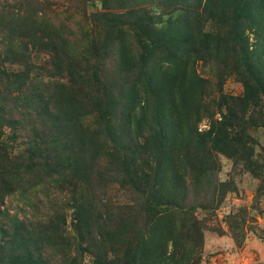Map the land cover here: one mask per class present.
<instances>
[{
    "label": "rangeland",
    "instance_id": "374dc122",
    "mask_svg": "<svg viewBox=\"0 0 264 264\" xmlns=\"http://www.w3.org/2000/svg\"><path fill=\"white\" fill-rule=\"evenodd\" d=\"M173 3L0 0V264H22L13 249L31 234L50 264H264V177L243 148L178 154V173L166 168L183 182L155 187L161 146L144 140L156 128L154 75L172 82L185 67L164 36L187 10ZM205 15L194 39L203 54L188 61L203 79L193 100L203 133L217 126L221 93L241 95L264 77V36L248 33L243 58L231 22ZM35 35L48 48L33 50ZM248 135L251 166L264 165V122ZM211 153L208 181L192 167ZM221 181L236 185L224 199Z\"/></svg>",
    "mask_w": 264,
    "mask_h": 264
},
{
    "label": "trees",
    "instance_id": "16d2710c",
    "mask_svg": "<svg viewBox=\"0 0 264 264\" xmlns=\"http://www.w3.org/2000/svg\"><path fill=\"white\" fill-rule=\"evenodd\" d=\"M173 1L175 2L173 3L175 6L181 5L187 10L173 22L171 30L165 32L164 36L167 37V40H170L171 48L177 50L181 48L183 50L185 57L182 59L180 67H185L183 70L179 68L180 70L177 71L174 80L172 82L168 81L169 83H166L165 80L160 82L154 75L153 83L156 85L154 95L156 97L155 102L152 103V107L155 114L154 121L156 128L144 140H149V143L155 141L161 146V153H156L158 166L156 169L157 175L155 174L153 178L155 187L162 191L166 186L176 187V183L183 182V174L174 179L173 176L168 175L166 167L169 165L168 167L173 169L174 174L175 171L178 173L175 165H173L175 164L173 159L178 158V154L181 153L183 157L185 155L189 156L192 148H196L199 153L204 151L202 154H205V152L209 153L214 148L217 152H221L228 157L236 156L238 152V150L236 152V149L243 148L246 151L244 155L247 156L248 166L251 168L253 174L259 178L264 177V165L257 164L255 167L251 166L254 162L251 160L254 149H252L251 145L250 147L248 146V143L253 140L251 135H248L249 128L264 122V77L259 78V87H253L249 85L251 83L246 82L247 86L244 87V92L241 95L234 96L221 93L217 97V106L220 112V117L217 118V126L213 127L211 131L203 133L196 126L195 117L199 120L198 111L193 110L194 96L200 90L199 87H202L203 79L197 76L196 71H192L194 74H189L188 69L189 62L194 63L192 54L195 52L198 55L200 53L201 56L203 54V46L195 43L194 39L198 33L196 30H199L195 29V27L197 28L206 19L205 13H210L211 16L217 15L216 18L220 19V22H217L218 24H222L223 22L224 24H229L231 22L233 28L232 37L242 48L243 58L251 59V50L248 48V33H254L258 38L264 36V0ZM192 25H194L193 31L191 30ZM188 27L190 31H188ZM31 40L33 42L29 43L32 44L35 51L48 48V41L41 43L40 37H36V35L35 41L32 38ZM55 48L58 49L57 43L55 44ZM261 49L264 52V46ZM233 51L236 53L235 48ZM251 65L253 66V63ZM262 68L264 69V67ZM158 83L159 86L157 87ZM193 87H195V90H192ZM165 89L169 90L170 95H168V91L166 92ZM172 92L176 95L175 97ZM147 108L148 106H143L142 111L145 112ZM142 124V122H139L135 131H141L143 129ZM135 140L139 144L142 143L136 137ZM211 155L209 161L202 163L203 167L197 164V166H191L193 170L189 166V170L194 171L192 173H196V176H198L197 174H204L206 179L210 181L212 176V172H210L211 161L215 159L212 153ZM233 183L229 181L218 182L217 198L224 199L228 192L234 191L236 185ZM168 204L169 202L165 199L163 201L159 200L157 207H164ZM79 222L85 225L89 223L87 216H84L83 213H80ZM196 228L198 230V238H201V228L197 225ZM26 238L23 239L24 245L18 247V249L26 250L27 254L21 253L16 249L17 247L13 249L17 254L21 255L20 262L22 264H50L48 261H44L41 251L38 253L39 248L36 247V249L32 244L39 242V238L33 234L28 235ZM196 246H199V239H196ZM87 251L89 253L93 252L92 245Z\"/></svg>",
    "mask_w": 264,
    "mask_h": 264
}]
</instances>
